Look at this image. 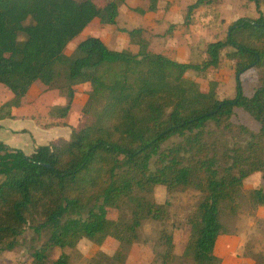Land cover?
Segmentation results:
<instances>
[{"label":"trees","instance_id":"16d2710c","mask_svg":"<svg viewBox=\"0 0 264 264\" xmlns=\"http://www.w3.org/2000/svg\"><path fill=\"white\" fill-rule=\"evenodd\" d=\"M213 1L196 0L188 14ZM246 1L258 16L231 22L224 39L207 44L206 58L192 63L154 52L142 28L126 31L136 52L88 36L65 54L95 19L115 25L126 0L103 6L95 0H0V84L12 94L0 104V120L13 118L12 108L38 82L66 101L50 109L58 120L53 124H65L78 86L88 88L81 114L91 118L71 128L67 140L30 154L0 141V254L12 251L29 229L33 243L44 238L30 264H70L63 251L82 239L97 246L112 239L115 246L113 255L99 253L88 264H126L142 224H165L168 204L154 198V189L163 186L168 193L193 189L199 200L186 217L180 257L174 235L160 230L161 264H221L217 239L233 234L222 217H257L264 207L261 187L244 189L253 174L264 178V0ZM156 3L149 0L147 9L136 11L153 12ZM225 49L235 61L236 82L234 95L220 99L216 82L204 91L186 74L217 68ZM244 76L255 84L249 96ZM235 109L247 113L257 130L234 123ZM173 137L179 141L162 149Z\"/></svg>","mask_w":264,"mask_h":264},{"label":"rangeland","instance_id":"374dc122","mask_svg":"<svg viewBox=\"0 0 264 264\" xmlns=\"http://www.w3.org/2000/svg\"><path fill=\"white\" fill-rule=\"evenodd\" d=\"M195 1L156 0V10L153 12L147 11L141 15L136 9H147L149 0H126L119 7L115 25L104 26L95 19L67 45L65 54H71L76 45L88 36L98 37L111 49H128L136 52L137 46L129 42L126 31L133 28H142L144 36L149 40L154 52L180 62L200 63L206 58L205 49L207 44L224 39L231 22L238 18H256L258 16L254 4L246 0H214L211 4L201 6L188 14V6ZM95 2L97 5L103 6L106 0H95ZM228 51L230 49H225L222 52L220 64L217 68L202 73L189 71L186 76L197 82L204 91L208 89L209 83L214 81L216 82L215 91L218 98L232 97L236 82L235 61L227 57ZM0 87H3V85L0 84ZM242 87L245 95L249 96L255 84L249 76H244L242 77ZM47 91L42 85L30 89L28 96L32 101L31 106L36 104L34 102L39 100L38 97L45 101L42 104V109L44 106L47 107L46 104L55 103L58 99L52 94H57V92L49 91L47 93ZM6 92L9 97H12L8 90ZM81 94L83 95V93ZM0 99L3 100L4 98ZM83 99V97H79L76 103L80 102L81 104ZM59 103L60 100L56 102V104ZM41 108L38 109L41 110ZM73 110L74 105L71 107L68 117ZM28 112L33 113L31 109ZM71 120L76 125L75 129H77L86 121H90L91 118L84 117L79 113L72 114ZM232 121L236 124H244L254 131L258 128L253 119L241 109H235ZM34 123L35 121L32 122L30 119L19 122L20 127L30 130ZM66 130L64 128L58 130V135L59 132L62 133L59 137H64L62 135H65ZM178 141L179 138L173 137L162 145V149L170 147ZM44 143L38 138L35 139L37 145H44ZM254 187H261L264 190V178L259 173L253 174L244 183V189ZM154 198L159 204H168V216L165 224L162 226L154 221H145L142 224L138 230V241L133 245L126 264H161L158 252L162 249L157 247V242L162 228L174 235V243L178 253L182 251L186 243L189 229L186 226V217L199 200L198 192L187 189L184 192L168 193L163 186H157L154 189ZM109 217L116 218V212L109 211ZM222 221L226 229L231 231L235 237L232 238L231 245L236 250V256L241 259L248 258L253 261V264H264V209L260 213L258 212L257 217L248 216L246 213H241L237 217L225 214ZM31 238L32 232L26 229L18 238V245L12 251L0 254V264H30L33 249L39 248L44 239L42 238L33 243ZM114 251L115 246L112 239H107L102 246H97L87 239H82L74 249L67 248L63 252L69 255L70 264H88L93 257H98L99 253L111 256ZM216 251L218 254L224 251V245L220 241ZM58 253L59 251H55L52 255L56 257ZM174 264H191V262L177 259Z\"/></svg>","mask_w":264,"mask_h":264},{"label":"crops","instance_id":"0c3cea01","mask_svg":"<svg viewBox=\"0 0 264 264\" xmlns=\"http://www.w3.org/2000/svg\"><path fill=\"white\" fill-rule=\"evenodd\" d=\"M39 86L41 85L38 83H35L31 86L30 89H32L33 87L38 88ZM30 89L28 93L30 92ZM87 89L88 88L86 86L77 87V92L75 94L73 103L71 105V107L74 105V110L72 114H79V113L81 114V108L83 107L87 99V95L84 93V91ZM6 90L7 89L4 86L0 87V92H1L0 98H4L3 100L0 99V104L12 98V97H9ZM28 93L25 99L23 100V103L21 106L12 108L11 113L14 116L13 118H7V119L0 120V141L10 148L20 149L25 154H30L38 146H40V145L35 144L36 138L42 140V142H45L44 145H47L50 143H56L60 140H67L69 138L71 128H76V125L71 120L72 114L69 117L67 116L64 120H62V122H64L66 125L65 124H53V123L58 122V120H55L49 116L50 109L53 106H64V104L66 103L65 99L60 97L58 93L52 94V95H55L57 99L60 100V103L56 104V102H58L57 100L53 104H46L47 107L44 106L43 109L41 107H42V104L45 103V101L41 97H38L39 100L37 102H34L36 104L31 106L32 101L30 100ZM47 93H49V91H47ZM81 93H83V95ZM79 97L84 98L81 104L80 102L78 104L76 103ZM38 108H41V110H39ZM30 109L33 113L28 112V110ZM29 119L32 120V122L35 121V123L32 124L31 130L25 127H20L21 125L19 124V122H22L24 120H29ZM67 127L70 129V131ZM61 128L67 129L65 135H62L64 137H59L62 134L60 132L58 135V130H60ZM55 138L56 140H54ZM262 209H264V207L258 208L257 215H258V212L260 213ZM221 236L218 237L216 245H215V249H214L215 254L221 259V264H253V261L248 258L241 259L238 256H236L235 254L236 250H234L235 248H232V245H231L232 238H235L233 234H225ZM219 241L224 245V251L221 254H218L216 251ZM184 247H185V244L183 246L182 251L178 253L176 251V244H175L174 253L177 257L181 256L184 250Z\"/></svg>","mask_w":264,"mask_h":264}]
</instances>
